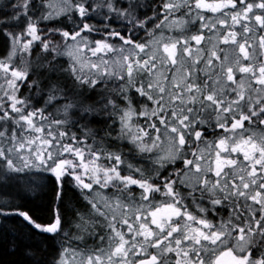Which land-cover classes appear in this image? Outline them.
Masks as SVG:
<instances>
[{
  "label": "snow or ice",
  "instance_id": "obj_1",
  "mask_svg": "<svg viewBox=\"0 0 264 264\" xmlns=\"http://www.w3.org/2000/svg\"><path fill=\"white\" fill-rule=\"evenodd\" d=\"M0 264H264V0H0Z\"/></svg>",
  "mask_w": 264,
  "mask_h": 264
}]
</instances>
